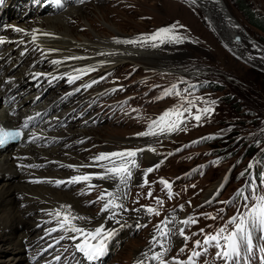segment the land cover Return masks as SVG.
Masks as SVG:
<instances>
[{
	"label": "rangeland",
	"instance_id": "obj_1",
	"mask_svg": "<svg viewBox=\"0 0 264 264\" xmlns=\"http://www.w3.org/2000/svg\"><path fill=\"white\" fill-rule=\"evenodd\" d=\"M87 1L80 3L87 5L82 10L77 3L51 16L68 15V10L74 12V9L77 11L75 24L66 20L65 25L75 40H111L129 48L135 47L134 50L139 48L137 51H141L146 59L137 58L131 63L122 59L117 67L107 72L110 76L91 90L86 88L85 94L72 103L66 102V96L73 94L84 83L94 84L92 82L100 75L97 77L91 71V76L84 74L89 78L69 84L67 76L55 82H43L36 81L38 76L33 73L31 78L35 90H23L21 93L24 99L29 94L36 95L32 107L39 109L40 118L29 128L34 129L38 123L46 122L51 123L54 130L59 129L57 132L61 137L48 147L64 148L72 154L67 160L75 167L64 171L66 177L104 173L106 167L111 166L108 160L91 164L92 158L100 153L142 150L133 158L138 166H130L132 175L127 185H119V191L118 181L107 179L63 183L56 189L60 194L63 192L62 195L77 198L86 215L94 216L102 213L105 201H97L102 192H114L121 197L117 203H122L123 208H118L121 212L116 216L123 224L118 230L122 233L113 241L114 248L103 259L104 264H133L135 255L139 257L144 253H147V256L143 255L144 264H159L151 257L156 252H162L163 248L169 249L163 257L168 260L169 257L190 252L197 240L204 241L206 235H214L221 227L227 226L230 231L233 227L228 224L230 218L246 213L255 198L264 194V165L260 158L264 153V32L251 25L237 6V0H221L226 10H222L223 18L227 15L234 26L235 34L232 39L230 37L232 42L227 40L229 43L223 40L220 33L224 25L218 10L221 7L217 5V8L212 0ZM243 2L256 17L264 18V0ZM24 15L20 13L17 17ZM33 15L31 13L25 23L32 24L34 19L37 23L38 16ZM172 25L176 26L173 34L180 38V42L167 39L163 43L159 40L144 41L145 36ZM128 40L137 42H124ZM153 44L156 46L153 47ZM26 47L15 50L17 53L25 52L20 54L25 57V62L46 58L42 51H29ZM5 64L10 66L11 59ZM95 89L103 90L95 94ZM113 89H119V92L115 93ZM166 90L171 91L165 94ZM173 108L183 113L179 128L160 131L164 125H158L149 129L153 120ZM206 108L211 111L204 112ZM70 112L72 114L67 118ZM36 114L31 117H39ZM196 115L201 116L200 121L195 120ZM169 119L175 121L176 117L173 115ZM52 128L47 129L48 132H52ZM92 128L96 129L88 130ZM84 130H88L87 138L93 137L92 140L83 137L84 133L83 136L80 134ZM148 131L155 134L138 135ZM150 150L153 157L147 158L146 153ZM248 150L255 151L250 153ZM149 168L154 170L146 174ZM256 171H260L261 182L248 179L249 174ZM93 177L98 178L97 175ZM16 178L12 172L0 175V181ZM161 179L171 184V198ZM218 182L220 184L212 196L205 197V191ZM89 184L94 187L89 188ZM239 189H243L242 196L235 195ZM157 199L163 203H157ZM148 208L155 209L159 215L148 212ZM188 217L195 218L197 223H180ZM165 218L174 220L168 225L173 233L161 237L156 226ZM129 219L133 222L127 223ZM46 220L39 222L35 233L42 236L38 241L40 245L49 243L53 246L49 248L47 245V250H41L35 256L36 262L95 264L84 259L80 262L83 253L75 249L63 231L52 233L51 239L44 236L48 229L56 226L53 219ZM112 220V224H118L116 219ZM181 227L187 240L178 234ZM201 229L204 231L201 232ZM62 235L65 239L59 240ZM153 236L159 243L152 241ZM260 239L264 244V238ZM201 245H204L203 242ZM182 247L185 248L183 252L180 251ZM58 255L61 259L56 261L54 258ZM261 256L264 258V254ZM242 258L246 259V256L243 254ZM25 262L26 259H22L12 264ZM251 264L259 263L251 261Z\"/></svg>",
	"mask_w": 264,
	"mask_h": 264
},
{
	"label": "bare ground",
	"instance_id": "obj_2",
	"mask_svg": "<svg viewBox=\"0 0 264 264\" xmlns=\"http://www.w3.org/2000/svg\"><path fill=\"white\" fill-rule=\"evenodd\" d=\"M212 1L215 2L217 8V5L222 8H218L224 23L222 26L223 29L220 32L221 36L224 41L227 42V40H230V42H232L231 39L235 34L233 30L234 26L229 22V17L227 15L224 17L226 19L223 18L222 10H225V7H223L221 0ZM79 5L80 10L87 6L84 5V3H79ZM200 5L202 6V4ZM20 11L25 13L21 18V15L17 17L18 12L14 9H12L10 13L6 12L11 17L9 22L2 23L3 27L0 31L1 34L9 38V40L14 41L13 43L5 45L0 53L2 55L0 59V88L4 91V95L0 101L1 103H6L5 106L9 109L3 114L8 125L17 126L20 123L22 124L27 117H30L32 114L36 112L38 113L39 111L36 106L32 107V104L36 102L34 99L36 95L29 94L25 99L21 96L23 90H35V83L32 79L33 73L34 76H37L36 74L40 73L41 75H38L36 81L43 80V82L45 80L48 82H55L60 77L64 78L63 75L65 74L68 80L69 77H79L71 83L69 82V84H77L84 77L86 79L89 78L88 76H91L89 72L91 71L93 75L95 74L98 77V75L113 70L118 66L122 59L131 63L132 60L135 61L137 58H145L142 56L143 54L141 55V51H137L139 48L134 50L135 47L134 49L129 48L126 45L111 40L101 38H94L96 40L90 42L81 38L75 40L74 37H72L69 27L65 25L66 20L74 21L73 24H75L77 17L75 13L77 11L74 9V12L68 10L69 16L60 15L57 17L48 14L53 12L48 7L39 6V8L35 10L36 15H39L37 17L38 22L36 23V19H34L32 24L25 23V19L31 17V13L22 9ZM209 18L211 21V16H209ZM36 24L37 26H35ZM4 26H8V28L4 29ZM230 26L232 27L231 30L229 29ZM17 28L23 29V31H16ZM43 33H50L51 35H43ZM33 35L36 36V40L32 39ZM24 46H28L26 47V50L29 51L30 49H36L38 52L42 51L46 58L25 62V57L20 55L21 52L17 53V51H15L17 47L20 49ZM52 49H55L56 51H50ZM70 57H77L79 59H70ZM10 59L11 64L10 66H7L5 63ZM53 60L60 61V63L53 64ZM88 69L92 70L89 71ZM86 73H89L88 76L84 75ZM89 83L90 82L80 85L75 89L73 94L66 96V102L72 103L73 101L78 100L81 95L83 96L86 92L85 86L89 85ZM86 101H89V99ZM51 108L54 111V107L51 106ZM71 114L72 112L66 117H70ZM36 126V129L30 128L28 130L26 138L21 142L17 149H6L3 150V152H0V175L12 172L17 177V182L15 181L16 179L0 181V264H12L22 259H26L25 264H39L43 261L40 260L39 262H36L35 256H38L41 250H47L48 248H46V246L49 245V243H45L43 246L38 243L42 237L35 233L38 229V224L45 219H47L46 221L53 219L57 225V221L53 218V215H50V213H54L57 209H60L62 212L69 211V209L61 207L65 205L70 206V211L73 215L86 218L84 220L74 221L79 227L95 229L103 224L106 229H116V234L108 241L107 251L111 252L114 248L113 241L119 238V234L122 233L118 232V230L123 224H112L109 217L113 211L116 215L121 211L118 208H115L110 211L102 212L97 216L86 215L85 208L83 205H80V202L76 200L77 198L74 199L70 197L71 195H62L63 192L60 194L57 191L58 188L56 189L59 185L54 182L61 180L66 182L65 185L69 184L67 181H69L71 177L64 176V171L69 168L68 165L70 164L67 158L72 154L69 150L64 148L48 147L51 142L54 143L56 139H59V136L61 137V134L57 132L59 129L54 130L51 123L46 124V122H42L41 124L38 123ZM49 128H52L53 131L51 130L52 132H48L47 129ZM94 129L96 128L88 130L92 131ZM66 130H68V128H66ZM88 130H84L80 132V134L82 135L84 133L85 136L82 135L83 137L92 140L93 137L87 138L89 136L87 134ZM69 132L71 133L72 131L70 130ZM33 134L39 136L40 139L33 141ZM51 135H53V137H50ZM150 154H152V150L146 153V157H153ZM101 162L102 161L93 160L91 164L96 165ZM73 166L75 167V165ZM5 177L9 178V175H6ZM98 179L101 181L100 178L96 177H93L91 181L98 182ZM133 180L135 181V179ZM219 184L220 182L215 186H212L211 189H207L205 191V197H211V194L214 193ZM115 219L117 220L118 216H116ZM128 222H133V220L129 219L127 223ZM44 229L42 228V230ZM61 231L63 230H60V232ZM51 234L52 233L49 234L47 231L46 234L43 235L51 239L53 236ZM68 235H75L77 236V239L71 240L68 238ZM66 237L74 247L76 243H80L83 240V237L76 233H69ZM25 238L26 241L27 239L29 241L23 244L22 240ZM92 242L95 243V241ZM136 256L137 255H135L133 264L144 258L143 255L139 257ZM83 259L86 261V257L81 256L79 258L80 262H83Z\"/></svg>",
	"mask_w": 264,
	"mask_h": 264
},
{
	"label": "snow or ice",
	"instance_id": "obj_3",
	"mask_svg": "<svg viewBox=\"0 0 264 264\" xmlns=\"http://www.w3.org/2000/svg\"><path fill=\"white\" fill-rule=\"evenodd\" d=\"M82 2V0H81ZM57 3H59V0H57ZM175 25L169 26V27H163L158 29L155 33L145 36L143 39L144 41H157L159 40L160 43H163L166 39L167 40H175L176 42H180V38L178 36H175L173 34V29L175 28ZM16 31H23V29L17 28ZM35 31V30H34ZM43 35H51L50 33H43ZM33 40H36V36L33 35ZM4 41L0 39V43H3ZM125 43H136L137 41L128 40L124 41ZM153 47L156 46V44L152 45ZM50 51H56L55 49H52ZM70 59H79L77 57H70ZM53 64H58L60 61L53 60ZM91 71L92 69H88ZM41 75L40 73L36 74ZM79 77H69V82L71 83L73 80L78 79ZM97 81H93L92 83H96ZM91 85H86L85 87H90ZM173 89L175 88V85L172 86ZM115 91V89H113ZM171 90H166L165 94H168ZM179 95V93H176ZM191 103V101L189 102ZM212 103H215L214 101ZM184 111H190V109H185ZM204 112H209L211 109H204ZM37 116L40 115V113L36 114ZM175 116L176 120L172 121L169 119L171 116ZM183 115L182 112H180L178 109L173 108L165 113H163L160 117H158L156 120H153L151 124L149 125V129H152L155 126L158 125H164V127L160 128V131H173L179 128L180 124V117ZM34 117H27L24 123L22 124V128H28L29 122L32 121ZM201 116L196 115L195 120L200 121ZM155 134L152 131L139 133L138 135H151ZM22 133L20 130L16 129H8L5 127L0 126V147L6 145L10 141L19 140ZM40 139L39 136L33 134L32 140H38ZM195 143V142H194ZM139 151H142L141 149H135V150H124L121 152H112V153H100L98 156L93 157L92 159L94 161H104L108 160L111 164L110 167H106L101 165L102 167H106V170L102 174H85L82 176H73L70 178L67 183H79L81 181L87 182L90 181L93 178V175H97L100 179H107V180H116L118 181L117 184V191H119V185H127L128 180L130 179L132 172L131 167H137L135 159H133ZM116 158V159H112ZM85 167L91 166V165H84ZM131 166V167H130ZM68 167H74L73 165H68ZM158 168L159 165H156ZM249 167H252V165H249ZM154 169L149 168L146 170L147 172H152ZM165 188L169 190V198H171V184L161 179L160 181ZM264 182V181H262ZM57 185L66 183L65 181L57 180L54 182ZM147 183V181H145ZM94 187V185L89 184V188ZM243 189H239L236 192V196H242ZM149 196L152 195L151 192L148 193ZM121 197L117 196L114 192L110 191H104L102 192L98 197L97 201H105L103 203V206L101 208L102 212L110 211L115 208H123L122 203H117L118 200H120ZM247 199V197H245ZM94 203V202H93ZM157 203L162 204L163 202L157 199ZM62 208H67L69 211H61L60 209H57L54 211V213H50V215H53V218L57 221V225L55 227H52L48 229L49 234L57 232L58 230H63L65 235L69 233H76L83 237L82 242L76 243L75 248L83 253V255L89 260L94 261L98 259L99 257L103 256L107 250L108 241L112 239V237L116 234V229H106L103 224L99 225L95 229H86L84 227L77 226L74 221L76 220H84L86 219L83 216H76L73 215L70 211V206H61ZM183 206H181L182 208ZM148 212L152 213L155 212L156 215H159V212H156L153 208H148ZM209 215V214H206ZM116 213L113 211L110 215V219L115 220ZM212 219H215L216 217H211ZM116 223H120L118 220H116ZM170 223H174V220H169L168 218H165L164 221L161 222V224H158L157 231L161 237H168L173 233V229L169 228L168 225ZM183 225H190L197 223V220L193 217H188L182 221H180ZM229 225H232V229L229 231L228 227H221L219 228L214 235H206L205 239L203 241L204 245H212L219 249L217 251L216 255L218 258L224 260L225 262L234 260L235 258L239 257L241 254V251L250 252L254 245H253V234L256 231H259L262 237H264V194L259 195L255 198V202L248 208L246 213H241L239 215H234L230 218L228 221ZM163 225V227H161ZM204 230L201 229V232ZM227 232V235H224V233ZM178 234L181 236H185L184 228L181 227L178 230ZM68 238L71 240H76L77 236L75 235H68ZM65 239V236L62 235L59 237V240ZM188 237L185 236V240H187ZM59 240L56 242L59 243ZM92 241H95L93 243ZM153 242L159 243L156 236H153L152 238ZM223 241V243H222ZM201 241L197 240L195 242L196 246H201ZM187 245H185L186 247ZM49 247H52V245H49ZM163 248V245H161ZM185 248H181L180 251L183 252ZM169 251L168 248H163L162 252H156L153 254L151 259L158 261L159 264H169V261L165 260L163 257L166 255V253ZM206 251V248L204 249ZM144 256H147V253L143 254ZM201 255V252L199 251H193L191 255L188 257L187 261H179L176 257H173V261H176V264H194V258ZM56 261H59L61 257L58 255L54 258ZM135 264H144L143 260H138L135 262Z\"/></svg>",
	"mask_w": 264,
	"mask_h": 264
},
{
	"label": "trees",
	"instance_id": "obj_4",
	"mask_svg": "<svg viewBox=\"0 0 264 264\" xmlns=\"http://www.w3.org/2000/svg\"><path fill=\"white\" fill-rule=\"evenodd\" d=\"M237 6L240 8V10L247 16L249 22L251 25L253 24L254 26H257L262 32H264V18H258L256 17L244 4L243 0H237ZM253 153L255 150H248V152ZM219 152H222L220 150ZM228 157V155L226 156ZM261 162L264 165V153L260 156ZM248 172V171H247ZM255 179L257 182H261V176H260V171H256V173L249 174L248 179Z\"/></svg>",
	"mask_w": 264,
	"mask_h": 264
},
{
	"label": "water",
	"instance_id": "obj_5",
	"mask_svg": "<svg viewBox=\"0 0 264 264\" xmlns=\"http://www.w3.org/2000/svg\"><path fill=\"white\" fill-rule=\"evenodd\" d=\"M232 172H233V171H231V173H232ZM231 173H230V174H231Z\"/></svg>",
	"mask_w": 264,
	"mask_h": 264
}]
</instances>
